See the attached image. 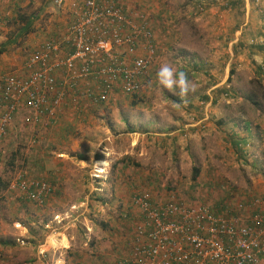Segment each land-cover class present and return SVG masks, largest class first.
I'll return each mask as SVG.
<instances>
[{"label": "rangeland", "instance_id": "obj_1", "mask_svg": "<svg viewBox=\"0 0 264 264\" xmlns=\"http://www.w3.org/2000/svg\"><path fill=\"white\" fill-rule=\"evenodd\" d=\"M31 1L33 4L27 1L10 10L9 16V8L0 6V74L18 71L27 54L46 38L58 18L49 0ZM122 1L128 10L145 13L150 20L157 49L149 75L138 95L118 93L114 102L89 107L88 116L76 120V126L64 123L60 131L51 132L50 126L27 127L15 121L0 167V177L8 181L6 187H0V264H52V259H61V264H100L104 255L118 256L126 250L133 223L139 218L130 203L131 194L136 191L148 189L151 193V189L159 196L172 191L191 204L214 202L230 193L239 197V190L248 185L246 182L264 185L261 136L249 138V145L241 150L227 141L228 135L208 136L203 144L200 138L198 144L189 142L185 146L183 141L181 115L191 110L186 108L187 99L196 100L202 95V78L210 74L200 71L201 61L202 67L207 64L208 68L214 65L212 62H220L210 48L218 45L205 40L202 20H196V3L159 0L160 4H167L163 8L168 10H162L155 18L152 11L160 9L156 0ZM18 16L27 21L28 29L24 30L22 21L13 22ZM21 29L24 32L17 37ZM164 64L186 73L189 89L185 95L179 94V88L169 90L159 83L157 73ZM236 92L243 95L242 88ZM248 93L246 102L263 118L258 120L262 126L264 88H251ZM76 107L70 105L64 111ZM174 134L178 146L169 157V150L160 143ZM147 136L155 138L147 140ZM152 140L156 141L153 148ZM105 148L113 149L117 160L129 157L138 161V172L134 167L112 168L117 161L114 160L104 178L105 163L99 161L109 156ZM195 169L197 179L192 177ZM18 174L28 180L48 181L54 188L53 194L42 205L28 201L18 190L9 188ZM50 235L58 239L65 236L68 245L49 247Z\"/></svg>", "mask_w": 264, "mask_h": 264}, {"label": "built area", "instance_id": "obj_2", "mask_svg": "<svg viewBox=\"0 0 264 264\" xmlns=\"http://www.w3.org/2000/svg\"><path fill=\"white\" fill-rule=\"evenodd\" d=\"M63 2L52 0L56 8ZM77 2L61 33L27 54L23 74L0 75V167L16 120L49 127L70 105L88 109L107 104L116 93L138 95L149 75L157 47L148 16L131 12L122 0ZM9 188L38 205L54 190L44 179L21 174ZM130 203L139 218L114 264H262L264 202L259 196L248 202L227 199L225 208L219 204L216 210L207 203H185L171 191L163 202L154 201L149 191L140 190Z\"/></svg>", "mask_w": 264, "mask_h": 264}, {"label": "crops", "instance_id": "obj_3", "mask_svg": "<svg viewBox=\"0 0 264 264\" xmlns=\"http://www.w3.org/2000/svg\"><path fill=\"white\" fill-rule=\"evenodd\" d=\"M27 1L32 3L31 0H1L0 6L9 8L7 13L9 16L10 10L19 8ZM33 1L37 3L36 0ZM77 1L79 0H64L62 7L56 8L52 0H49V4L50 2L52 4V10L54 9L57 11L58 18L55 19L53 27L47 31L46 38L51 35L60 34L63 28L71 22L74 6L78 3ZM156 1L159 3V0ZM193 1L196 3L195 8H197V11H195L196 15H198L196 20L201 19L204 26L202 33L205 34V40L215 41L216 43L214 46L216 44L218 45L216 48H210L213 56H217L220 62H212L214 65L212 64L211 68H208L207 64L202 67L204 62L201 61L200 71L204 72V74L207 72L210 74L202 78L201 84L204 88L201 93L202 95L198 96L196 100L191 98L187 99L186 108H190L191 110L181 115L182 124L180 125V130L182 131V136H184L183 141L185 146L189 142L198 144V139L200 138L203 144L206 139H208V136L213 137L214 135H222L227 138L228 135L230 138L228 137L227 141L229 143L233 140L239 141L238 146H234L233 142L231 144L236 150H241L244 145H249V138L258 139L260 136H263L264 132V123L262 126L258 125V120H263V118L260 119L257 116L258 112H256V109L254 112L250 103L246 102L250 97L248 89L251 90V88L256 87L264 88V0ZM153 5L157 7L154 1ZM159 5L160 7L157 8L160 9L152 11L155 18L162 13V10L165 12L168 10V8H163L168 7L167 4L159 3ZM169 16H172V14H169ZM19 17L20 16H18V18ZM18 18H14L13 22L19 23L20 20ZM22 29L18 32L19 36L15 33L17 37L23 34ZM10 69H12V67ZM14 72L17 75L23 74V70L21 69L18 71L15 70ZM0 75H2V73ZM201 84L199 86H202ZM239 88L243 89V92H241V94H243L242 96H239L236 92ZM115 95L110 99L109 103L117 100L116 98L118 97H115ZM252 101L255 100H251L250 102L252 103ZM82 109L83 107L78 105V107L73 110L67 109L62 112L59 119L50 125V131H60L64 123L67 124L68 127L72 125L76 126V120L83 119L89 114L86 108L83 109L85 112H81L83 111ZM262 117H264V114ZM171 134L172 133H169L168 135ZM138 136H140L141 139L143 138L142 135ZM151 138L155 137L147 136L146 139L150 140ZM168 139L169 140L165 139L161 141L160 145L163 149L169 150L168 155L171 157V152H173L174 147L178 146L175 145L176 134ZM153 142L156 143V141L152 140V148L154 147ZM166 143H168L169 146H166ZM186 149L188 148L186 147ZM105 151V154H109V156L105 155L100 158L101 161H99L105 163L103 166L104 168L102 169L101 167V169L104 170V175H102L104 178L109 174V166L111 163L117 160L114 156L115 153L113 149L110 150L109 148H105ZM149 160L150 159H148V161ZM139 165L140 163L138 164V161L135 160V162H133L131 158L127 157L115 161L112 168L120 170L127 167H134L135 171L138 172L140 168ZM198 177L199 176H196L195 179ZM148 178L146 180H148ZM125 179H128V177ZM246 183L248 185L244 186L245 189L239 190V197L238 195L234 196L230 193L227 196H223L221 199H217V201L211 202L209 200H204V202L210 204L216 210L220 209L218 206L219 204L224 207V201L227 199L234 198L236 200L248 202L252 198L259 196L264 202V185H261L258 181L255 184L253 183L254 185L250 182ZM150 191L154 201L158 202H163L169 195L168 192L167 195L161 194L162 196H159L151 189ZM263 205L264 203L260 206L264 209ZM42 215H44V212ZM47 242L51 248L58 247L59 245H68L65 236L62 235L59 239L55 235H50ZM2 244L3 241H0V248ZM53 260L54 259L51 260L52 264H61L62 262L61 259H57L54 262ZM114 261L115 257L110 253L107 256L104 255L101 257L100 264H114ZM262 264H264V258L262 259Z\"/></svg>", "mask_w": 264, "mask_h": 264}, {"label": "clouds", "instance_id": "obj_4", "mask_svg": "<svg viewBox=\"0 0 264 264\" xmlns=\"http://www.w3.org/2000/svg\"><path fill=\"white\" fill-rule=\"evenodd\" d=\"M157 78L159 83L169 90L179 88L180 95L183 96L189 89V81L186 73L183 71L177 72L168 64H164L160 67Z\"/></svg>", "mask_w": 264, "mask_h": 264}, {"label": "trees", "instance_id": "obj_5", "mask_svg": "<svg viewBox=\"0 0 264 264\" xmlns=\"http://www.w3.org/2000/svg\"><path fill=\"white\" fill-rule=\"evenodd\" d=\"M20 21H22V22H24L25 23V28H24V30H26V29H28V27H29V24H28V26H27V21L23 18V16H20ZM24 30H23V32H24ZM2 52V48H0V53ZM254 104H257L255 101H252ZM233 143H234V146H238V142L239 141H237V140H233L232 141ZM98 158H100V157H98ZM101 161V160H100ZM194 173H193V179H195L196 178V176H197V174H198V169H195L194 171H193ZM7 184H8V181L7 180H4V179H2V177H0V187L1 186H3V187H6L7 186Z\"/></svg>", "mask_w": 264, "mask_h": 264}]
</instances>
